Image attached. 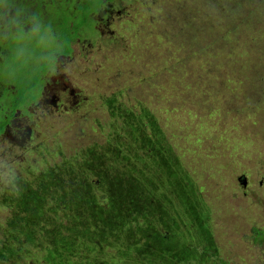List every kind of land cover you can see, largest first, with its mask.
Listing matches in <instances>:
<instances>
[{
	"label": "trees",
	"instance_id": "1",
	"mask_svg": "<svg viewBox=\"0 0 264 264\" xmlns=\"http://www.w3.org/2000/svg\"><path fill=\"white\" fill-rule=\"evenodd\" d=\"M120 1L125 3L123 7ZM112 2L118 3L119 8L123 12H129L130 16L128 18L124 16L115 23L117 35L106 41L108 47L116 50L115 53H118L119 47H124L121 51L124 59H117L115 55L112 61L107 62L105 69L109 74L113 73L114 78L116 77L115 88L101 94L99 99L104 100L105 104L111 98L115 100L114 103L109 104L110 106L103 107L104 109L111 107L112 115L120 113L129 115L132 112L136 114L137 111L140 112L138 114L143 122H137L138 124L135 123L137 126H132V134L124 132L126 124H129V117L117 122L119 133H116L114 124L113 126L110 123L106 124L104 133L108 135V141L107 146H103L106 151L103 153L99 150L98 153L103 154V159L110 157L108 149L114 155L126 153L131 146L130 143L133 144L132 138L139 133L144 139L141 146L145 152H148L150 163L153 160L158 161L162 170L155 171L148 187H134V191L131 185L133 183L137 185L139 182L126 180L129 183V192L126 191L115 202L110 201L107 204L109 206L106 207L104 197L97 198L92 193L102 190L101 186L97 189L96 186L93 188L87 182L88 174L86 175L85 172L88 167L92 173L107 177L104 162L94 164L90 149L83 152L84 144L79 146L81 142L73 140L74 144H70L73 146L67 145L68 147L64 149L68 140L59 146L58 140L54 139L55 147L58 145L62 150V153L58 152L54 157L59 158L60 155L62 157L59 162L54 159L45 160L46 165L44 163L43 167H40L43 164L42 152L38 153L40 150L38 147L32 150L38 154L33 161L37 163L36 159L39 157L40 161L34 165L35 173L32 174L30 171V175L36 179V184L34 181H28L30 190L28 196H39L44 207L50 201L48 200L50 195L55 193L57 199L53 204L57 207L59 216L62 213L69 217L65 213L70 212L75 222L74 226L59 230L50 241L34 246L33 254L35 256L40 254L39 261L43 264H83L85 255L89 259H94L99 253L94 252L91 244L88 245L87 250L82 247L86 246L87 239L100 238L106 233L115 234L113 230L116 229L124 234L140 232L150 222L151 217L156 224L155 216L162 207L158 203H161L164 197L168 201L175 198L174 193H168V187L165 185V169L167 174H170L169 170H171L173 179L170 181L173 185L183 186L174 190L184 189L185 199L191 204L194 202L190 208L196 209L194 205L202 199L201 191L206 189L203 183L205 179L210 181V190H212L211 179L214 175L220 173L223 176L224 170L232 169L234 164L235 167L230 170L228 176L233 175L236 179L238 173L241 176L246 172V170L242 171V167L240 173L238 166H242V162L247 158L248 161L258 159L253 154H257L260 158V152L264 150V0H102L100 10L103 11ZM78 4L75 9L76 26L74 27L77 33L83 26L78 21L81 12L84 17L93 13L91 17L94 18L99 11V8H94L89 1L84 0ZM55 13L61 16L62 8ZM103 14L105 16L107 12L104 11ZM55 21L57 20L51 23ZM60 33L62 36H54L58 40L64 35L63 31ZM124 61L127 62L123 63ZM127 64H132L134 71L123 82L114 70L120 65L125 68ZM7 71L8 68L1 78L3 82L7 77ZM35 74L32 80L40 76V71ZM105 76L110 75L104 73ZM36 82L37 80L35 86L26 83L25 87H20L21 92L25 93L26 90L35 88ZM95 89L99 91L98 86H95ZM126 98L138 102L141 109H124L123 99ZM181 112L191 114L190 116L194 118L192 124H196L191 127L196 135L187 139L185 143L180 141L183 137L180 133L170 131L164 125L165 117L168 116L172 120ZM132 120L135 122L137 117ZM144 120L149 127L141 131L138 126L143 125ZM1 121L2 119L0 124ZM88 123L92 124L91 120H88ZM80 124L82 127L84 123ZM3 125L4 122L0 125V135ZM68 128L73 129L74 132L79 127L74 125ZM44 129L45 135L53 130L52 127L48 130L46 124L39 125L38 130L44 131ZM85 130L86 128L82 129V134L74 133L77 138H83ZM151 130L156 135H152ZM187 132L184 131L185 136ZM202 139L205 147L193 148L192 144ZM174 141H177L179 146ZM79 152L83 153L79 155ZM45 153L49 156L50 150L47 148ZM77 156L78 160L74 159ZM22 176L24 179L23 173ZM84 177L86 179L83 181ZM28 185L24 187L21 196L25 195ZM16 201L20 212H26L37 218L34 214L35 203L28 202L21 206L20 201L15 199L14 202ZM205 203L211 204V207L203 206ZM156 205H159L157 210H155ZM197 209L184 215L186 219L184 230L188 229L191 223L197 225L196 229L186 233L189 239H199L203 233L210 231L202 225L203 221L199 218L208 217L209 211L216 214L219 208L213 199L207 201L204 197L202 205ZM192 212L199 213L198 217L194 218ZM175 215L177 214L173 216ZM50 219L51 216L46 219L47 221L40 220L41 225L36 229V234L43 233L45 236L52 229ZM196 219L199 222H195ZM84 221L86 225L81 223ZM13 222L6 224L7 228L1 226L6 235L5 239L12 233L11 240H18V236L22 237L30 230L25 224L22 228L17 225L11 226ZM2 230L0 229V232ZM168 231L170 240L175 242L176 237L178 246L184 248L180 244L182 238L179 240L178 233L170 228ZM252 232L256 240L264 241V232L261 229L252 228ZM44 244L45 248H43ZM84 250H86L84 254H78ZM120 250H114L111 256L112 262L115 256L121 264L124 260H134L135 264H139V261L136 262L137 255L130 254L131 251L136 252V250ZM188 253L190 257L193 256L191 251L182 252V259L185 260H182L181 264H195L187 260ZM6 254L1 252L0 256ZM124 255L125 257L121 259ZM224 261H220V264ZM30 263L33 264L32 261ZM114 263L119 264L117 260Z\"/></svg>",
	"mask_w": 264,
	"mask_h": 264
},
{
	"label": "rangeland",
	"instance_id": "2",
	"mask_svg": "<svg viewBox=\"0 0 264 264\" xmlns=\"http://www.w3.org/2000/svg\"><path fill=\"white\" fill-rule=\"evenodd\" d=\"M89 2L92 3L94 8H99L102 0H89ZM115 4V6L119 7L118 3ZM124 4V2L120 1V5H122V7ZM91 11L93 12L94 10ZM99 11H97V13ZM123 16L128 18L130 13L123 12ZM97 20L98 19L92 18L91 16L84 17L83 13L81 12V15L78 17V21L80 24H83V26L80 27V30H78L77 34H83L84 37L89 40V42H87L89 45L85 50L86 52H83L84 57L79 58L78 55H80V46H76L77 58L69 63V74H60L59 76H65L63 80H68L71 82L76 88L81 89L83 95L88 97V102L84 108L80 109L82 115L84 114V116H90L91 119L89 120H91L92 124L88 123L87 121L84 122L82 127L77 125L79 128L74 130L76 133L82 134V129L86 128V132L83 131L85 136L83 138H77V135L73 132V130L69 131V133L65 132L64 134V129L67 128L68 125L62 119L71 120L69 117L72 115L58 113L56 118L60 119L58 121L59 126L55 128L52 126L51 122H48L49 119L43 118V124H46L47 126L51 125L54 129L53 131L51 130V132L47 135H45V129L44 131L39 130L42 133L37 136L38 138L35 140L37 144L34 146L40 149L38 153L42 152L43 158H41V160L43 161V164L40 167H43L44 163L46 165L45 160L50 161L51 159H54V161L56 160L59 162L62 156L59 158L54 156L58 152L62 153V150L59 149V146H62V143H65L66 140H68V144H65L64 149L68 147L67 145H70L71 143L74 144L73 140L81 142L79 146L84 144L85 148L83 152H87L90 149L92 154L91 158L95 161L94 164H100L104 162V171L107 177L100 176L103 174L92 173L91 169L88 167L86 168L85 172L86 175L88 174L87 182L93 188L96 186L97 189V187L101 186L102 190L99 192L93 191L92 193L97 198H100L101 196L104 197L103 201L106 203V207H108L109 205L107 204L110 201L115 202L119 200L126 191L129 192V183L127 181L136 180V183L139 182L136 185L131 181L133 183L131 185L133 191L134 187H148L155 171L162 170V167L159 166L160 163L156 160H153L150 163L148 152H145V149H143L141 146L144 139L139 135V133H137L136 137L132 138L133 144L130 143L131 146L128 147L129 150L126 151V153L124 152L123 154L120 153V155H114L111 154L108 149L107 152L110 157H106L105 159H103V154L98 153L99 150H102L103 153L106 151V149L103 148V146H107L106 144L108 141V135L104 133L107 128L106 124L110 123L111 126L114 124L116 133H119V128H117L119 123L117 122L124 121L126 117H129V124H126L124 132L132 134V126L136 125L135 123L137 122L141 123L143 121L140 117V114H138L140 112L136 111V114L132 112L129 115H127V113L112 115L111 107L102 110L99 104L100 95L115 88L114 82L116 77L114 78L115 75L113 73L109 74L107 69H105V66L108 61H112V58L115 55L117 59H124V56L122 55L123 53H121V51L124 50V47H119L118 53H115L116 50L113 48L108 47L106 42L107 40L103 39L96 29ZM85 28L86 30L84 31ZM57 35L62 36L60 32H58ZM25 40L26 51H22V54H19L22 60L28 61L26 63L17 62L14 54L11 56L12 60L10 61L17 62V70L23 67L28 74L29 84H33L35 86L34 83L36 80H32V77L35 78V73L43 70V68L47 70V68L41 65V63H48L51 67V62L55 56L60 53L61 46L58 44L57 39L54 36L51 37L47 35L46 31L42 29L38 30L36 36H28L26 34ZM131 41H129V43ZM9 47L10 42L0 41L1 50L8 49ZM126 62L127 61H124L123 63ZM3 64L4 63L0 64V79L3 77L5 71V65ZM133 71L134 67L132 64H127L125 68L121 67L120 65V67L114 70L115 73L120 75L123 82L126 78L130 77L131 72ZM92 72H96L94 78H90V74ZM104 73H107L110 76L104 77ZM95 77H100V81L96 82V85L93 84L96 81ZM17 80L20 84V87L26 86V81L21 82L20 76H18ZM95 86H98L99 91L95 89ZM114 102L115 100L111 98L106 102L105 105H109ZM123 103H125L123 104L124 109H141V106L138 105V102L132 98L123 99ZM124 109H121V111ZM79 113L77 115H79ZM190 115L188 112H181L178 115H175L174 119L172 120H170L168 116L164 118L165 127H167V129L170 131L180 133L183 136L180 141H183L184 143L187 141V139L196 135L191 129V127L196 124H192L194 118ZM135 117H137V120L134 122L132 119ZM63 124L65 126H62ZM143 125L138 126L140 127V130H147L149 126L146 120H144ZM184 131H188L186 136L184 135ZM151 133L152 135H156L153 130H151ZM55 137L58 139L59 145L56 147L53 143ZM5 139L6 138H3L2 141ZM203 140L204 139L192 144L193 148H204L205 145ZM174 143L179 146L177 141H174ZM89 145H91V147ZM47 148L50 150L49 156L45 153L47 152ZM55 149L58 150L56 151ZM83 152H79V155ZM145 153H147V155ZM14 154L15 151H11L10 147H4L2 143H0V157L6 155V159H8L9 163H13L15 156ZM37 155L38 154L36 151H32L30 153L27 151L25 156H18L19 162L21 161L24 163L23 171H25L27 168V171L23 172L24 179H22L23 176L20 175L22 179L20 181L22 185V191L24 190V187L28 185V181H34L36 184V179L30 175V171L32 174L36 171L34 165L40 161V157L36 159L37 163H35L33 160ZM253 155L258 159L248 161L247 158L242 162V166H238L239 171L242 167V171L246 170L244 174H246L249 181L247 188H243V186L239 185L237 180L240 176L239 173L236 175V179H234L233 175L228 176L230 170L235 167L234 164L232 169L224 170L225 172L223 176L220 173H216V175H214V178L211 179L213 186L212 190H210V181L208 179L204 180L203 183L206 185V189L203 192L201 191L202 199L197 201V205H194L196 209L190 208L193 206L194 202L191 204L187 199H185L184 189L180 188L176 191L174 190V188L183 186L173 185V182L170 181L173 179L171 170H169L170 174H167L165 169V185L168 187V193H174L175 198L172 201H168V199L164 197L162 202L158 203L162 207L160 212H158L155 216L157 223L154 224V218L151 217L150 222L148 223L149 225L147 224L146 227L141 229L140 232L124 234V232L116 229L113 230L116 232L115 234L106 233L100 238L92 237V239H87L85 241L86 246L82 247L87 250L88 245L91 244L93 246L94 252L97 251L99 253L96 254L94 259H89V257L85 255V263L83 264H115L114 262L116 260L117 263L121 264V261L115 256L113 259L114 262L111 261V256L114 254L115 249L118 251L119 249H121L120 251L123 249L136 250V252L131 251L130 254L137 255L136 262L139 261V264H181L180 262L185 260V258L182 259L181 255L182 252L185 251H191L193 256L190 257V254L188 253L187 260L190 262L193 261L195 264H220V261L223 260L225 261L222 264H264V241L262 242L260 240H256L253 236L254 233L252 232V228H258L264 232V150L260 152V158L257 154ZM74 159L78 160V156ZM19 162L15 163L18 164ZM15 163H13L14 166H16ZM143 171L145 173H141ZM240 173L242 172L240 171ZM157 177L158 176H156L155 179H157ZM85 179L86 177H84L83 181ZM29 191L28 185L25 195L18 198L8 195L7 193L0 194V229L2 230L1 226H5V228H7L6 224H10L11 221H14L11 226L17 225L22 228L23 224H25L26 227H30V230H28L26 235H23L22 237L18 236V240H11L12 233L7 239H5L6 235L4 234L3 230L0 232V253H7L6 256H0V264H31L30 261H32L33 264H43L39 261L40 254H38V256L33 254L35 250L34 246H40V244H43L45 241H50V239L53 238L55 234L59 233V230L75 225L70 212L65 213L69 217L62 215V213L61 216H59L58 211H56L57 207L55 204H53V202L57 199L55 193L54 195H50L48 199L50 201L47 202V205L43 207L41 205L42 199L39 196H28ZM203 196L207 201H212L213 199V201L217 202L219 209L218 211L216 210V214L209 211L208 217L201 216L199 218L201 221H203L202 225L210 229V231L203 233L199 239H189V235L186 233L193 231L194 228L196 229L197 225L191 223L188 229L184 230L186 226L184 223L186 221V219H184V215H186V213L190 214V211L192 210H198L197 207H200L203 203ZM15 199L20 201L21 206L26 205L28 202L30 204L35 203L36 213L34 214L37 216V218H34L32 215H29L26 212H20L19 205L17 203L18 201L14 202ZM204 205H207L209 208L211 207V204L205 203L203 206ZM158 208L159 205H156L155 210ZM173 212H175L179 218H177V215L173 216L175 214L174 213L172 215ZM86 215H88V213ZM198 215L199 213L192 212V216L194 218H197ZM50 216V228L52 227V229H50V231L47 232L45 236L43 233L36 234V229H38L41 225L39 223L40 220L47 221L46 219H48ZM166 216L170 218H167ZM85 221L81 223L86 225ZM195 222H199V220L196 219ZM199 226L200 224L198 225V229ZM164 227L167 229L165 230ZM168 228L178 233L179 240L182 238L180 244L183 245L184 248L178 246L176 237L175 242L170 240L171 236ZM7 231H10V227ZM74 234L76 236L77 232L75 231ZM186 244H188L187 247ZM43 248H45V244ZM192 248L194 249V252H192ZM86 250L78 254H84ZM125 255L122 256L121 259H123ZM123 264L135 263L134 260H124Z\"/></svg>",
	"mask_w": 264,
	"mask_h": 264
},
{
	"label": "flooded vegetation",
	"instance_id": "3",
	"mask_svg": "<svg viewBox=\"0 0 264 264\" xmlns=\"http://www.w3.org/2000/svg\"><path fill=\"white\" fill-rule=\"evenodd\" d=\"M81 2H84V0H16L20 8L35 13L41 18L36 24L38 30L42 29L46 31L47 35L51 37L58 36V32H64L63 37H60L59 40L57 39L61 49L60 53L55 57L58 56L60 61H68L69 63L77 58V45L80 46V55H78V58L84 57L83 52L89 45V43H87L89 40H87L83 34L79 35L74 30L76 26L75 9L77 8V4ZM115 5V2H112V4H109L103 11L100 10L94 16V18L98 19L96 29L100 36L106 40L117 35V30L114 27L115 23L124 17L123 12H121L122 10L119 8L120 6L117 7ZM61 8L62 14L58 16L55 12ZM104 11L107 12L105 16L103 15ZM90 16H93V13H90ZM55 19L57 21L51 23ZM31 27L32 25L25 27L24 32L27 34ZM43 27H45V29H43ZM2 41L10 42V47L4 50L0 49V64L4 63L5 69L8 68L5 81L3 82L2 79L0 80V119H2L0 125L4 122L3 130L0 135V142H2L3 138L12 142L13 147H10V150L13 152L15 151L13 160V163H15L19 162V155L23 157L27 151L30 153V151L35 150L36 146L34 145L37 144L35 140L38 138L37 136L41 134L38 127L44 122L43 119L38 118L35 114L34 105L44 104L48 107V114L44 119H49L54 128L59 126L58 121L60 119L56 118L58 113L72 115L69 117L71 120L62 119L68 125L67 127H73L74 125L81 126L82 124L80 123H84L85 120V122H87L91 118L89 115H82L81 109L84 108L88 102V97L83 95L81 89L76 88L68 80H63L65 76L59 77L60 75H53L48 69L45 70L43 68V70H40V76L36 78L37 82L35 88L26 90L25 93L21 92L17 78L20 76L21 82L26 81L29 85L28 74L23 67L17 70V62L10 60H12L11 56L13 54H22V51H26L25 37L20 39L18 43L12 41L10 36L4 38ZM59 67L61 69L64 68V64L62 63ZM52 70L56 71L57 69L52 68ZM95 74L96 72H92L90 78H94ZM8 76L10 78H8ZM95 79L94 85H96V82L100 81V77H95ZM19 92L21 93L20 95ZM99 104L102 110H105L103 108L106 107L105 101L99 99ZM78 113L79 115H77ZM22 120L28 122L29 126L27 128L21 126L20 122ZM62 126L65 125L63 124ZM51 127L47 126V129L50 130ZM53 127L52 129H54ZM72 130L73 129L65 128V132L68 133ZM55 140L58 139L55 137ZM15 165L21 176L23 172L27 171V168L25 171H22L24 163L21 161L18 164L15 163Z\"/></svg>",
	"mask_w": 264,
	"mask_h": 264
},
{
	"label": "clouds",
	"instance_id": "4",
	"mask_svg": "<svg viewBox=\"0 0 264 264\" xmlns=\"http://www.w3.org/2000/svg\"><path fill=\"white\" fill-rule=\"evenodd\" d=\"M41 18L35 13L28 12L18 6L16 0H0V41L4 38L11 37L12 41L18 43L20 39L25 37L24 28L32 25L27 33L28 36H36L38 29L36 24ZM17 62L26 63L28 60H22L19 53L14 54ZM64 64V68L59 66ZM41 65L45 66L49 72L53 75H68L69 74V62L60 61L59 57H55L51 62L52 67L48 63L42 62ZM52 68H56L53 71ZM35 114L38 118H45L48 114V107L44 104H38L33 106ZM21 126L27 128L28 122L21 121ZM4 147H13L12 142L5 139L2 142ZM21 177L18 169L13 163H9L6 159V155L0 157V194L7 193L13 197H20L22 195V185L20 183Z\"/></svg>",
	"mask_w": 264,
	"mask_h": 264
},
{
	"label": "water",
	"instance_id": "5",
	"mask_svg": "<svg viewBox=\"0 0 264 264\" xmlns=\"http://www.w3.org/2000/svg\"><path fill=\"white\" fill-rule=\"evenodd\" d=\"M238 182H239V184L241 186H243V188H247L248 187L249 181H248V177L245 174L239 176Z\"/></svg>",
	"mask_w": 264,
	"mask_h": 264
}]
</instances>
